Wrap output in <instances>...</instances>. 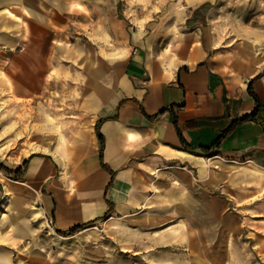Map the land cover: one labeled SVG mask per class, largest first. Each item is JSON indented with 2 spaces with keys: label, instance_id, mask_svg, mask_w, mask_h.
<instances>
[{
  "label": "crops",
  "instance_id": "obj_1",
  "mask_svg": "<svg viewBox=\"0 0 264 264\" xmlns=\"http://www.w3.org/2000/svg\"><path fill=\"white\" fill-rule=\"evenodd\" d=\"M218 6L0 0V48H15L8 65L0 58V89L37 94L40 37L46 73L55 46H77L68 70L81 86L78 126L58 155L0 168V264H53L63 258L52 242L74 238L85 255L109 253L108 264L264 260V37L214 30V19H231ZM71 31L89 41L71 43ZM249 85L260 107L227 131L256 107Z\"/></svg>",
  "mask_w": 264,
  "mask_h": 264
},
{
  "label": "rangeland",
  "instance_id": "obj_2",
  "mask_svg": "<svg viewBox=\"0 0 264 264\" xmlns=\"http://www.w3.org/2000/svg\"><path fill=\"white\" fill-rule=\"evenodd\" d=\"M219 12L228 11L231 14L230 20L218 19L211 21L212 28L217 31H223V34H230L237 39L238 30L240 35H245L251 30H256L258 34L264 37V0H218ZM218 4V3H217ZM215 2V5H217ZM221 9V10H220ZM197 23H204L203 12L197 11ZM214 17L218 18L215 11ZM196 23V22H195ZM3 32V31H2ZM77 32L71 31L69 37L71 43L77 40L89 41L87 38H77ZM45 37L39 38L41 52H39V84L36 95L31 98H19L15 95L14 89L7 84V88L0 89V165H13L20 162L28 154L34 152L55 153L56 147L59 146V152L64 144L68 142V135L75 129L79 110L77 107V98L79 97V89L81 88L76 71L68 70V63L75 62L80 56L77 46H71L70 52L63 55L61 49H56L54 52L53 67L48 69L44 67L47 62L45 60ZM55 38V45L56 40ZM60 39V38H59ZM86 39V40H85ZM91 39H94L91 37ZM109 36L99 38L103 48L108 47L110 50H115L113 41ZM80 40V41H79ZM4 38H0V43H3ZM12 44L13 39L6 40ZM2 45V44H0ZM6 50V51H5ZM15 48L13 46L8 50L0 48V58L6 60L7 65L10 63ZM43 51V52H42ZM113 54V53H111ZM110 54V55H111ZM103 55H109L103 52ZM74 58H69V57ZM3 63V62H2ZM4 64V63H3ZM49 67V64H48ZM51 67V66H50ZM30 146L32 147L31 149ZM264 236V233L262 234ZM52 248L55 252L62 251L63 260L56 257L49 262L53 264H108L109 253L103 250L102 257L100 251H93L89 248L86 250V255L82 253L81 247L77 243V238L69 239L68 241H53ZM51 245L48 246L51 249ZM105 249V247H102ZM108 248V246H107ZM56 254V253H55ZM84 255L86 260L84 261ZM61 257V255H58ZM253 264V262H250ZM258 264V262H254ZM264 264V260L259 261ZM39 264L41 263L39 260ZM248 264V263H247Z\"/></svg>",
  "mask_w": 264,
  "mask_h": 264
},
{
  "label": "trees",
  "instance_id": "obj_3",
  "mask_svg": "<svg viewBox=\"0 0 264 264\" xmlns=\"http://www.w3.org/2000/svg\"><path fill=\"white\" fill-rule=\"evenodd\" d=\"M248 90H249V93L253 96V98L255 99V102H256V107H255V109H254V111L253 112H251V113H249V114H244L243 116H241L240 118H238V119H236L235 121H233L231 124H230V126L226 129L227 131L235 124V123H240V122H242V121H245V120H248V119H251V118H253L254 116H255V114H256V112L258 111V109H259V107H260V104H259V101H258V98H257V96L254 94V92H253V90H252V88H251V86L249 85L248 86ZM162 112V110H160L158 113H161ZM157 113V114H158ZM156 114V115H157ZM156 115H153V116H149V117H151V118H153L154 116H156ZM172 118H173V123H174V125H175V127H176V129H177V133H178V135H179V138H180V140L181 141H183V139H182V137H181V134H180V131H179V129H178V126H177V120H176V117H175V115H174V113L172 114ZM222 136V135H221ZM219 140H220V137L216 140V142L214 143L215 145H213L214 146V148H216L217 146H218V142H219ZM103 165V167H105V168H108L107 167V165H105V164H102ZM3 166H1L0 165V168H2ZM79 228V226H75V227H73L70 231H74V230H76V229H78Z\"/></svg>",
  "mask_w": 264,
  "mask_h": 264
},
{
  "label": "built area",
  "instance_id": "obj_4",
  "mask_svg": "<svg viewBox=\"0 0 264 264\" xmlns=\"http://www.w3.org/2000/svg\"><path fill=\"white\" fill-rule=\"evenodd\" d=\"M1 196H2V190H1V187H0V198H1Z\"/></svg>",
  "mask_w": 264,
  "mask_h": 264
},
{
  "label": "bare ground",
  "instance_id": "obj_5",
  "mask_svg": "<svg viewBox=\"0 0 264 264\" xmlns=\"http://www.w3.org/2000/svg\"><path fill=\"white\" fill-rule=\"evenodd\" d=\"M45 152V150H43Z\"/></svg>",
  "mask_w": 264,
  "mask_h": 264
}]
</instances>
